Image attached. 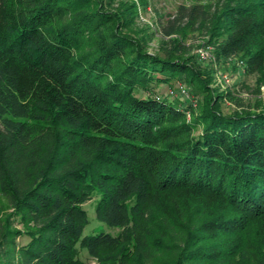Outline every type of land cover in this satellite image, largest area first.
Instances as JSON below:
<instances>
[{
	"label": "trees",
	"instance_id": "obj_1",
	"mask_svg": "<svg viewBox=\"0 0 264 264\" xmlns=\"http://www.w3.org/2000/svg\"><path fill=\"white\" fill-rule=\"evenodd\" d=\"M116 1L0 0V264H264V110L223 114L232 94ZM181 1L264 86V0ZM181 79L200 112L154 94ZM96 194L118 236L83 237Z\"/></svg>",
	"mask_w": 264,
	"mask_h": 264
},
{
	"label": "rangeland",
	"instance_id": "obj_2",
	"mask_svg": "<svg viewBox=\"0 0 264 264\" xmlns=\"http://www.w3.org/2000/svg\"><path fill=\"white\" fill-rule=\"evenodd\" d=\"M123 4H134L135 19L130 30L135 36L145 39L148 52L164 56L167 52L178 49L177 53L181 52L180 55L200 71L211 89L216 93L230 92L232 94L234 100L225 98L219 104L223 114L264 110V86L258 85L255 75H245V64L242 58L234 56L230 59H218L217 54L214 53V47L209 42V34L199 29L198 25L190 24L187 17L182 20L179 18L180 6L189 8L195 3L181 0H117L115 7L119 5L121 7ZM200 5L206 7L207 3H200ZM176 19L180 20L176 22ZM174 29H177L176 32L173 31ZM180 82H183L190 94L196 97L198 101L196 111L200 112L199 106L204 98L203 94L197 93L183 79L158 84L154 89V94L166 98L168 91L172 88L177 89ZM174 102L185 103L186 100L177 98ZM99 200L100 196L96 194L83 205L88 217L83 237L97 236L102 232L109 233L112 237L118 236L120 228H111L96 218V207ZM24 241L25 239H22L21 243ZM78 247L81 251L79 258L82 262L94 263L88 251L80 245Z\"/></svg>",
	"mask_w": 264,
	"mask_h": 264
},
{
	"label": "built area",
	"instance_id": "obj_3",
	"mask_svg": "<svg viewBox=\"0 0 264 264\" xmlns=\"http://www.w3.org/2000/svg\"><path fill=\"white\" fill-rule=\"evenodd\" d=\"M167 96L171 99L174 98H184L186 100H188V102L193 106V107H197L198 106V101L197 99L190 94L189 89L186 87V85L184 83H179L177 89H170L167 93ZM188 117H190V115L188 114Z\"/></svg>",
	"mask_w": 264,
	"mask_h": 264
}]
</instances>
